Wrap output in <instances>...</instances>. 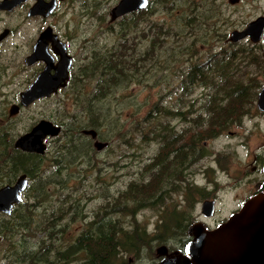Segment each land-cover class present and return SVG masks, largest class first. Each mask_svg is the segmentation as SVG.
<instances>
[{
	"label": "rangeland",
	"instance_id": "374dc122",
	"mask_svg": "<svg viewBox=\"0 0 264 264\" xmlns=\"http://www.w3.org/2000/svg\"><path fill=\"white\" fill-rule=\"evenodd\" d=\"M117 1L119 0H85V3L74 2L73 9L71 11L69 10L67 19L70 27L69 32L74 36L73 47H76L74 54H76L77 57L75 69L73 71V83L75 84L74 97H71V100L65 102H41L33 105L28 110H24L18 115L17 119L9 121L11 122V129H6V135L0 134V136H3V139L6 140L7 138H11L13 141H16L18 136L28 133L32 125L42 119L49 120L52 123L60 125L63 129H66L67 121H70L69 119H71V116H78V114H80L83 106L82 104L92 96L91 94L95 84L90 77L82 78L81 70L87 66L89 62L88 58L90 60L93 53L110 51L113 44L117 43L118 37L116 32L119 31V22L112 24L114 31H109L108 29L110 26L109 11L117 4ZM157 2L159 1L153 0V2H151L150 9L147 10L144 18L148 22L154 23L156 26L160 24H171L173 26L172 31L180 35L181 38L179 39L182 46H187L186 44H190L191 40L194 43L196 42V46L193 47L194 53H191L192 56L184 54L185 52L182 53L179 48L181 45L175 44L173 37L167 42V48L165 47L164 50L162 49L159 51L158 56L160 57L158 62L153 61V58L151 61H148V63H143L140 66L141 70L137 71L134 75L131 74L130 79L124 86H120L117 91L113 92V95H109L101 103L100 112H102L106 120L104 122L105 125L100 129L99 134L101 135V139H99V141L108 143V146L105 151L103 150L100 153L92 146L96 154L93 156V166L91 165V169H89L90 167H87L85 163L80 162V164H77L76 162L78 160L75 162V159H72L74 161L66 168L67 170L61 168L62 170L60 173H63L61 180L65 182H60L64 183L65 186L63 192L74 195L78 204H81V213L83 212L85 218L82 217V219H77L76 221H70L71 219H68L67 223L69 225L65 227L64 230H68V228H70V230L67 233H65V231L62 236L58 235L57 241L58 238H60V240L57 242L54 251H64L71 247L75 238L80 234L79 232L82 230L83 225H85V227L87 226L91 218L95 216L94 214L101 208V204H104L105 199H111L117 196V192L125 191L132 180L140 181V179H145L147 182L146 184L152 186V181H150L152 178L150 177L151 174L149 176L141 175L143 167L147 166V163H151L155 158L159 159L166 153V149L167 152L171 149L167 145L163 152L160 151V145L158 144L159 137L157 136L158 130L163 132V130L168 129L170 126L175 128L174 132L169 130L171 137L167 139V143H172L173 138L176 137L172 149H175L179 141H181L178 139V135L181 136V142H186L185 144L188 143V136L185 138L183 133L188 132L191 128L190 124L187 123L184 125L181 119L175 117L173 119L168 115L165 116V112L162 111L165 108L174 111L177 107V99L180 97L178 95L180 92L179 86L180 81H182L181 74L186 68L185 60L187 58L193 61V63L196 61L200 63L206 61L208 56L217 55L222 47L227 49L228 52L232 50L236 52L240 48V50H252V55H256L264 64L263 47L259 49L256 45L253 46L249 43V41H244L237 46H231L230 49L228 41L233 31H243L248 23L253 22L260 16H264V0H238L235 4H230L229 0H175V2H178L181 6L179 8H181L180 12L183 14L190 15L193 8L190 4L196 2V6L201 9V13L203 11L205 16H209L208 18L210 19L206 22L203 20L198 21L193 28V32L184 29L183 26L177 23L176 15L179 16V14L170 13V15H167L164 11L165 8L162 5L156 4ZM181 4L184 5V8H182ZM2 24L3 23H1L0 26ZM5 24L14 30V34L0 51V80L2 84V90L0 92L14 95L17 91L22 89V83L32 74L30 70L25 71L22 67L23 56H26L30 50L28 49V44L32 36L30 30L31 25L26 23L23 25L19 14L10 16L6 19ZM146 25L147 24H141L140 28L145 30ZM140 45V50L145 52L148 44L144 39H141ZM171 55H176L172 58V60H176V62L170 65L163 63V60L166 58L168 59ZM245 60L247 59L244 58V61ZM243 70L247 71L250 77H241L238 79L235 75V78L230 81L231 84H241L243 87H245L246 83H252L253 86H256L257 83L261 86L263 85L264 66L262 73L259 72L257 66H251V64L244 65ZM261 86L257 91L261 90ZM206 92L207 91L202 88L197 89L188 100L185 98L183 100L185 105H181L183 114L191 108L194 112H198V110L204 111L201 108L203 104H205L203 99H205ZM258 93L256 92L255 96L258 95ZM193 100L194 103L192 102ZM10 104V101L4 102L2 100L0 101V109L7 113ZM231 104V111L238 109V105L235 104L234 101ZM256 105V100H253L247 104L246 110L248 112L253 110L257 112L258 108H255ZM148 114L150 115V120L147 122V120L145 121L143 119H145V116ZM79 117H81V115H79ZM190 118H193V116L189 117V119ZM232 118L233 117H230V119ZM2 121L5 122L3 118ZM203 129L204 128H201L195 132L199 134ZM238 132L240 135L243 134L244 130L241 129ZM143 136H145L149 142L142 141ZM214 136L221 137V140H219V143H211V148H208V150H219L217 151L219 153L225 150V158L228 156L227 151H229L227 147L228 138L226 135V128L221 133H215ZM63 138L64 137L61 135L59 139L55 138L53 141L47 142V152L41 167L43 170H39L40 174H38L37 178H35L31 184L28 183L27 186V194L33 198V202H35L34 197L36 193L32 191V187L37 188V186L41 184V178L54 175L55 173L56 164L52 161L60 154L59 146H64V144H62ZM237 142L238 139H230V144L232 145H237ZM91 143L94 144L92 140ZM237 152L240 153V155L242 154V151ZM231 157L235 162L234 167L236 168L241 161L235 156L232 150L230 151V158ZM165 171L166 168L164 167L162 171L163 174ZM47 173L49 174L47 175ZM156 173H158V171ZM156 173L154 176L157 175ZM66 174H68V176H65ZM216 174L220 180V185L225 187L228 183L226 178L220 173ZM185 175V180L187 179L188 185L194 183L198 185L201 179H204L202 177L203 175L197 172L195 165L191 167ZM166 176L167 177H164L165 179L169 177L168 175ZM53 180H57L53 182L55 186L54 191H60V186L57 184V182H59L58 177L55 178L54 176ZM164 183L166 185V182ZM29 187L32 189L28 191ZM165 188L166 189L162 193H157L161 201H163V204L159 203L156 207L149 206L141 209L138 207L134 208L135 205L130 203L128 207L129 211L127 212H131L134 215H126L125 212H123L118 215L114 221L118 222L121 220V224L126 226L127 229L132 227L131 225L135 222L138 226H144L147 233L150 235H155L154 233L156 231V226H158V222L162 220V222L165 221L170 223V218L174 217L173 214H177L179 209L182 210L184 208L186 214L192 212L193 215H199L200 211L196 203L197 201H201V199L199 194H197V190L194 189L195 187L191 188L193 191L189 194L185 192L184 194L180 193L181 190H179V188L173 190L172 186L168 189L166 185ZM227 192L229 196H225V200H223L225 207H221L220 211L217 212L216 221L228 218L230 213L236 210L237 204L233 203V198L230 197L229 191ZM151 193H153V191ZM171 199L174 200L173 202L177 205L175 208L172 207V202L168 203ZM50 200L49 202L46 200L42 211L38 213L39 217H34L31 220L30 218H22V222L25 219L22 225L26 226L22 228V231L15 234L13 242L10 243V241L5 240L0 244V264H44L39 259H31L26 253L20 257L15 253L17 250L18 252H20L19 250H21V252L23 250L25 252H27V250L30 252L38 250V241H36V239L32 241V239L36 237L35 232L37 228L36 226L33 228L32 225H34V223H42L41 219L44 217L46 218L51 213V207L59 204V201H57L58 199L54 196H52ZM179 203L181 207L177 210ZM166 204L167 206H165ZM164 207H166V209H164ZM161 208L164 210L162 211ZM178 222L179 219L176 222L177 225ZM11 224H14L13 221H11ZM63 224L65 223H62V225ZM172 230L173 229L168 227H161L157 231L156 235L163 237V241H165L164 245L156 242L153 244L150 243V246L146 245L143 248L144 251L138 258L125 256L120 259L118 263L156 264L160 259L157 257L156 250H159L162 246L173 249V247L176 246L175 244H179L185 239L184 235H180L181 232L177 233ZM40 236L41 235H38L39 238ZM4 250H6L8 256L3 253ZM6 257L8 259H6ZM70 257L71 256L66 253V256L64 255L62 259H69ZM51 258L52 255L47 259ZM54 259H52L53 261L50 264H59L57 259L56 261Z\"/></svg>",
	"mask_w": 264,
	"mask_h": 264
},
{
	"label": "trees",
	"instance_id": "16d2710c",
	"mask_svg": "<svg viewBox=\"0 0 264 264\" xmlns=\"http://www.w3.org/2000/svg\"><path fill=\"white\" fill-rule=\"evenodd\" d=\"M158 1L159 2L156 4L162 5L167 15H170V13L179 14V16L176 15L177 23L189 31L193 32V28L198 21L203 20L206 22L210 19L208 18L209 16H205L203 11L201 13V9L196 6V2L190 4L193 8L191 14L187 15L180 12L181 8L179 7L181 6L178 2H175V0ZM181 5L182 8H184V5ZM146 12L147 10H145V12H137L133 16L122 19L123 22L118 23L119 31L116 32L118 37L117 43L113 44L110 51L93 53L87 66L83 68L81 77H90L92 82L95 83L91 94L92 96L82 104L83 106L80 114H78V116H71V119H69L70 121H67L66 129L62 128L61 135L64 137L62 139V144H64V146H59L60 154L52 161L56 164L54 175L41 178V184L38 185L37 188H31L32 191L36 193L34 197L35 202H33V198L28 194V207H26L25 214L20 216L16 213L15 216L17 217V221L11 224L10 231L8 232L9 235L5 240L10 241V243L13 242L15 234L22 231V228H25L26 225H22L25 222V219L22 222L23 217L30 218V220L34 217H39L38 213L42 211L46 200L49 202L52 196H54L58 199L57 201H59V204L51 207V213L46 218L44 217L41 219L42 223H34V225H32L33 228L34 226L37 228L35 232L36 237H34L32 241H34V239L38 241V250H33L32 252L28 250L27 252L24 250L22 252L19 250L20 252H18L17 250L15 254L19 257L26 253L31 259H39L44 264H50L54 258L55 261L57 259L59 264H115L125 256L138 258L143 253V248L146 245L150 246V243L153 244L156 242L158 244H165L163 237L156 235L158 230L155 231V235H150L147 233L144 226H138L135 222L131 225L132 227L127 229L126 226L121 224V220L118 222L114 221L115 218L123 212H125L126 215H134L131 212H127L129 211L128 207L130 203L135 205L134 208L138 207L142 209L143 207L149 206L156 207V205L163 202L161 198H159L160 189L153 190V193H151L152 189L146 184V180L140 179V181L132 180L125 191L117 192V196L111 199H105V201L103 200L104 204H101V208L94 214L95 216L91 218L87 226L85 227V225H83L82 230L79 232L80 234L75 238L71 247L65 250L63 249L64 251H54L57 242L60 240V238H58L57 241L58 235L62 236L65 231V233H67L70 230V228L64 230V228L69 225L67 223L68 219H71L70 221H76L84 217L83 212L81 213V204H78L74 195L63 192L65 190V182L61 180L63 173L60 172L62 169H66L70 166V163L74 161L72 159H75V162L78 160L76 162L77 164H80V162L85 163L87 167H90L89 169L92 168L93 156L96 153L91 145L92 139L83 135L82 131L90 129L95 130L97 131V138L101 139L99 132L105 125L104 122L106 120L102 112H100L101 103L109 95H113V92L117 91L120 86H124L130 79L131 74L134 75L137 71L141 70L140 66L143 63H148V61H151L153 58V61L158 62L160 57L158 56L159 51L162 49L164 50L165 47L167 48V42L173 37L174 43L181 45L179 48L182 53L185 52L184 54L189 56L191 53H194L193 47L196 46V42L194 43L191 40L190 44L182 46L179 39L181 37L179 34L172 31L173 26L171 24H160L156 26L154 23H150V21L148 22L144 18ZM141 24H147L145 30L140 28ZM141 39H144L148 44L145 52L141 51L139 47L141 46ZM252 54V50L248 49L240 50L239 48L236 52H228L227 49L222 47L217 55L208 56V59L204 62L197 63L196 61L193 63L189 58L185 60L186 68L181 74L182 81H180L179 86L180 92L178 95L180 97L177 99V107L174 111L166 108L162 111L165 112V116L168 115L173 119L174 117L181 119L185 125L187 123L190 124L191 128L187 133H184V137L186 138V136H188L189 139L187 140V147H185L184 150L185 153L182 156L186 163L191 164L190 161L195 157V152H197L196 150L201 142L211 139V136L215 135V133H221L225 129L226 126L224 122H226V117L223 112L229 109L227 106V103H229V101H227L229 95L231 103L234 101V103L238 105V109H234L237 112H244L247 104L253 100L255 101V93L257 89H259L260 84L257 83L256 86H253L252 83H246L245 87H243L241 84L230 83V81L235 78V75L238 79L241 77H250L248 76V72L243 70L244 65L251 64V66H257L259 72H263L264 64L256 55L253 56ZM175 56L176 55H171L168 59L166 58L163 60V63L170 65L176 62V60H172ZM244 58L247 60L244 61ZM201 88L207 91L205 99H203L205 104H203L201 108L204 111L198 110V112H194L191 108L183 114L181 109V105H185L183 100L185 98L188 100L197 89ZM192 102L194 103V100ZM231 110L232 109H230V111ZM79 115H81V117H79ZM191 116H193V118L189 119ZM145 117L146 118L143 120H147L148 122L150 120V115L148 114ZM201 128H204L202 132L199 134L195 132ZM169 130L174 132V128L171 126L163 130V132L158 130L157 136L159 137L158 144L160 145V151L163 152L168 145L171 148L170 151L172 154L175 152L180 153L179 150L174 151V149H172L176 137L173 138L172 143H167V139L171 137ZM60 136L57 138L59 139ZM145 136H143L142 141L149 142ZM3 140L0 141V160L4 163L8 161L11 166L16 165L14 172H16V174H19L20 171L23 173L25 172L32 183V181L37 178L38 174H40L39 170L42 169V157L33 154L27 155L20 151L17 152L13 150L14 146L11 145L13 139L7 138ZM165 155L166 154H163L159 159L155 158L151 163H147V166H144L143 172H141L142 176H149L150 174L154 176L152 174L158 171L155 176V184L157 187L158 185L159 187L161 186L163 179L165 180L164 177H167L166 175L169 173V171H167V164L164 163V158H166ZM164 167L166 171L163 174L162 171ZM48 174L49 173H47V175ZM54 176L55 178L58 177L59 182H57V184L60 186V191H54L55 186L53 182L57 181L53 180ZM65 176H68V174ZM29 189L30 187L28 191ZM188 215L189 214H187V216ZM62 223L65 224L62 225ZM175 232H181V236L187 235V228ZM38 235H41L40 238ZM3 253L8 256L6 250H4ZM66 253L71 257L69 259H62L64 255L66 256ZM51 255L52 258L47 259ZM6 259L8 258L6 257Z\"/></svg>",
	"mask_w": 264,
	"mask_h": 264
},
{
	"label": "flooded vegetation",
	"instance_id": "af4514ba",
	"mask_svg": "<svg viewBox=\"0 0 264 264\" xmlns=\"http://www.w3.org/2000/svg\"><path fill=\"white\" fill-rule=\"evenodd\" d=\"M4 2H19L16 6L13 7L12 10L8 9L7 7H4ZM74 2H82L85 3V0H0V24L3 23L0 26V51L2 50V47L7 43L9 39L13 37L14 30L5 24L6 19H8L10 16H13L15 14H19L20 20L23 23V25L29 24L30 30H31V38L30 43L28 44L29 52L26 56H23V69L25 71L30 70L32 74L28 76V78L22 83V89L17 91L16 94H3V92H0V101H10L9 109L6 112L4 110L0 109V134L6 135V129H11L9 121L17 119L18 115L21 114L24 110H28L30 107H32L35 104H39L41 102H65L71 100V97H74V75L73 71L75 69L76 64V54H74L75 48L73 47L74 44V36L71 35L69 32V23H68V12L71 11L74 6ZM121 0L117 1V4H119ZM153 0H148V5L145 7V10L150 9V5ZM116 4V5H117ZM53 5L51 13L48 12L47 6ZM113 8V7H112ZM111 8V9H112ZM39 9V11H38ZM145 10H137L133 13H128L122 18H118L113 22H110L109 31L113 30L112 24L121 23L122 19L125 17L133 16L137 12H145ZM42 11L41 13H39ZM110 12V11H109ZM49 13V14H48ZM261 17V16H260ZM263 17V16H262ZM110 19V18H109ZM247 26V25H246ZM242 32V31H240ZM38 44V51L40 53L46 55V59L48 61H52V69L50 71V74L47 73V79H52V77L57 73L55 71V68L57 67L60 59V54L63 53V46L65 48L66 55L70 56L71 58V65H70V71H69V78L66 81V85L63 89L59 88L54 92L50 97H42L41 100H35L33 103L29 105V107L25 108L24 106L20 105V94L28 89L29 86L34 82L36 78H38L45 70L46 63L43 60H39V62H34L30 65H25V61L27 57H29L33 51L35 50L34 47L36 46L37 42ZM229 41V40H228ZM244 41H249L253 46H257L259 49L263 47L264 49V40L261 39V41L253 44L252 40H250L248 37L244 38L242 41H238L235 43H232V41H229L230 49L231 46H237L239 43H243ZM234 52V50H232ZM1 57V52H0ZM91 59V58H90ZM89 61V58H88ZM85 68V67H84ZM5 70V69H4ZM83 70V69H82ZM81 70V71H82ZM83 72V71H82ZM1 76V75H0ZM1 80H0V91L2 90L1 86ZM264 85V83H263ZM261 86V89L263 87ZM260 90L257 91V93ZM258 95H256V103L258 102ZM228 110L226 112H223L224 116L226 117V135H227V147L228 150V156L224 158V151L219 153L217 151L219 150H208L210 147V144L212 143H219V140H221V137L218 136H211V139L205 140L202 142V145L197 148V152H195V157L191 159L190 163H186L185 160L182 158V156L185 153V147L187 145L184 142H181V136L178 137L179 144L175 147V150H179L180 153L175 152L172 154L171 151H166V158H164V163L167 164V171L169 173L167 174L169 177L162 181L161 186L158 187L155 184V176H151L152 178L150 181H152V186L150 188L151 191H155L157 189H160V192L162 193L166 188V185L168 186V189H170V186H172L173 190H181L180 193H191L193 190L191 188L195 187L194 189L197 190V194H199L201 201H197L196 205H198V210L200 211L199 215H193L192 212L187 216L184 208L181 210L179 209L180 203L177 208V214H173L174 217L170 218V223H167L165 221L158 222V226H156V230H159L161 227L163 228H170L174 231H179L180 229L187 228V235H184V240L181 241L179 244H175L176 246L172 248L169 247H163L166 250V255L168 256L171 254H185V247L192 241V237L188 236V230L191 229L193 226L199 225V227L204 228L207 231H214L219 225L225 224L227 219L232 215L238 213V211L241 210L243 205L250 201V199L253 198H262L264 195V111H261L260 109L256 111L248 112L247 110L242 111H230V95L229 98H227ZM12 107L17 108V113L15 115H10V111ZM257 109V105L255 107ZM3 109V108H2ZM230 117H233L230 119ZM2 118L5 120V122L2 121ZM46 120V119H42ZM38 121V122H42ZM49 121V120H47ZM35 122L31 129L38 123ZM52 123V122H51ZM53 125L60 126L58 124L52 123ZM185 125V124H184ZM61 127V126H60ZM62 128V127H61ZM30 129V130H31ZM175 129V128H174ZM243 129V134H238L239 130ZM30 132V131H29ZM28 132V133H29ZM183 133V132H182ZM27 134V133H24ZM23 134V135H24ZM184 135V133H183ZM22 136V135H20ZM18 136V138L20 137ZM223 137V136H222ZM57 138V137H55ZM54 138V139H55ZM54 139L47 138L45 140V146L46 150L42 157V160L44 159V156L47 152V142L53 141ZM230 139L235 140L238 139L237 145L230 144ZM3 140V136H0V141ZM18 140V139H17ZM4 141V140H3ZM16 141H13L11 143L12 146H14V143ZM1 144V142H0ZM231 148V149H230ZM106 149V148H105ZM105 149H103L105 151ZM213 149V148H212ZM13 150L17 152H22L21 150H16L15 146L13 147ZM235 153V156H237L241 163L234 167V161L233 158H230V151ZM237 151H242V154L238 153ZM26 153V152H22ZM178 153V155H177ZM27 154V153H26ZM32 154V153H31ZM27 154V155H31ZM36 155V154H33ZM227 155V154H226ZM228 162V163H227ZM227 163V165H226ZM189 164V165H188ZM195 165L197 172L204 178L201 179V182L195 184H189L187 179L185 180V174L186 172ZM16 169V165H10L8 161L4 163L2 160H0V189L5 188L8 186H12L17 182V180L22 175H26V178L29 183L30 180L28 178V175L24 172H19V174H16L14 170ZM216 173H220L223 175L226 180L228 181L227 185L225 187H222L220 185V180L217 177ZM154 175V174H153ZM166 182V185L165 183ZM150 183V182H149ZM175 183V184H174ZM26 191V192H25ZM21 195V203L20 204H14L12 206V209L9 213V215H5L4 213L0 212V244L5 241L7 236L9 235L8 232L11 228V221L16 223V213H18L20 216L25 213L26 207H27V189L25 190ZM230 193V197H232V201L236 205V210L232 211L230 213V216L226 219H221L220 221H216V215L217 212L220 211L221 207H225L223 200H225V196H229L228 192ZM179 192V191H178ZM225 192V193H224ZM174 200L168 201V203L171 204L172 207L175 208L176 203L173 202ZM161 202V201H160ZM186 203V201H185ZM203 203H210L211 204V216L206 215L203 209ZM167 206V204L165 205ZM166 209V207H164ZM161 208V210H164ZM208 213V212H207ZM209 214V213H208ZM179 219L178 225L176 224L177 220ZM190 221V222H189ZM191 225V226H190ZM190 226V227H189ZM6 232V235H5ZM160 249V248H159ZM157 257L160 258L156 264H159L162 262L161 260L164 258L163 255L160 253H157Z\"/></svg>",
	"mask_w": 264,
	"mask_h": 264
},
{
	"label": "water",
	"instance_id": "95a60500",
	"mask_svg": "<svg viewBox=\"0 0 264 264\" xmlns=\"http://www.w3.org/2000/svg\"><path fill=\"white\" fill-rule=\"evenodd\" d=\"M237 1L229 0V3L235 4ZM18 3L4 2L3 5L12 10ZM147 5L148 0H121L110 10V22L122 18L128 13L145 10ZM52 7L53 5L47 6L49 13H51ZM246 37L252 40L253 44L261 39L264 40V16L248 23L242 32L233 31L229 41L235 43ZM38 44L39 41L34 47L33 53L27 57L25 65L43 60L46 63V68L31 86L20 94V105L25 108L35 100L50 97L57 89H63L69 78L72 60L70 56L66 55L64 46L63 53L60 54L61 61L55 68L57 73L49 80L46 76L47 73L50 74L53 67L51 66L52 61L46 59V51L44 54L38 51ZM257 100V108L264 111V85L258 93ZM16 113L17 108L12 107L10 115ZM61 130L60 126L53 125L51 121L42 120L29 133L16 140L15 149L27 154L43 156L46 150L45 140L48 137L54 139L61 133ZM82 134L92 139L94 143L92 146L99 153L108 146V143L99 141L95 130H83ZM28 183L26 175H22L14 185L0 189V212L9 215L12 206L21 203V195L26 190ZM210 207V203H203L204 213L211 216ZM188 236L192 237V241L186 245L184 255L174 253L164 256L167 249L161 247L157 250L158 254L164 256L159 264H264V195L262 198L250 199L238 213L232 214L225 224L219 225L214 231H207L197 225L188 230Z\"/></svg>",
	"mask_w": 264,
	"mask_h": 264
},
{
	"label": "bare ground",
	"instance_id": "6f19581e",
	"mask_svg": "<svg viewBox=\"0 0 264 264\" xmlns=\"http://www.w3.org/2000/svg\"><path fill=\"white\" fill-rule=\"evenodd\" d=\"M61 135V133H59L56 137H59ZM27 189V188H26ZM26 192V191H25Z\"/></svg>",
	"mask_w": 264,
	"mask_h": 264
}]
</instances>
